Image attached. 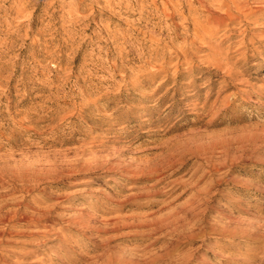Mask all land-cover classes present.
I'll return each mask as SVG.
<instances>
[{
	"label": "rangeland",
	"instance_id": "1",
	"mask_svg": "<svg viewBox=\"0 0 264 264\" xmlns=\"http://www.w3.org/2000/svg\"><path fill=\"white\" fill-rule=\"evenodd\" d=\"M238 1L0 0L2 213L54 206L22 264H264V0Z\"/></svg>",
	"mask_w": 264,
	"mask_h": 264
},
{
	"label": "bare ground",
	"instance_id": "2",
	"mask_svg": "<svg viewBox=\"0 0 264 264\" xmlns=\"http://www.w3.org/2000/svg\"><path fill=\"white\" fill-rule=\"evenodd\" d=\"M224 1H226V0H224ZM239 1H238V3H239ZM231 3L233 4V2H231ZM218 7H220V6H218ZM214 8L216 9L215 6H214ZM223 10H225V9H223ZM230 11H231V9H230ZM220 13H225V12H220ZM209 18H210V16H209ZM202 22H204V21H202ZM209 23H213V21H209ZM61 152H59V153L61 154ZM55 153H57V152H55ZM63 154H61V155H63ZM58 159H60V158H58ZM58 159H54V160L53 159H49L48 161L51 160L50 162H48V161L47 162L42 161V162H40V164H38V165H40L41 171L39 169L38 170L40 172H43V175L44 176H47V177L50 176V175L52 176V180H50L52 183H55V182L58 183L59 181L63 180L64 178H71V172H72L71 169L74 170L75 166L79 165V162H80L79 159H77V162L76 163H71V158H68V157L67 158H64L62 160H58ZM96 162H98V161H96ZM112 165H114V164H112ZM221 166H219V167H221ZM78 170H79V168H78ZM85 170H86V168H85ZM39 171H37V172H39ZM62 171L65 172L66 174L65 175H62L60 173ZM76 173H78V172H76ZM30 174L32 175V172ZM30 178H31V181L32 180L34 181V179H32L34 177L31 176ZM37 178H35V179H37ZM45 178H42V179L45 180ZM8 204H9V202L0 203V226H1L0 227V245H5L7 247L4 252H2L0 250V264H22L23 262L21 261L20 258L21 257H24V256H28L29 253L28 254H17L15 252V250L23 249L24 248V245L23 244H25L26 241H28L27 242L28 244H32L33 243V244L38 245L39 243H41V241L43 239L47 238L50 234L53 233L55 224L53 226L52 223H54V221L53 222H49V220H50L51 217H53V215H52V208H54V206H52L50 208H47L45 212H43V210H41L42 212L29 213L24 208H21V204H22L21 202H16L15 205H17L18 208L16 206L15 209H11V210H8L5 213H2V211L4 210V208H6L7 206H9ZM25 207H29V206L26 205ZM41 227L44 228V229H42ZM32 240L34 242H29V241H32ZM10 257H17L18 259L15 260V261H12L10 259Z\"/></svg>",
	"mask_w": 264,
	"mask_h": 264
}]
</instances>
